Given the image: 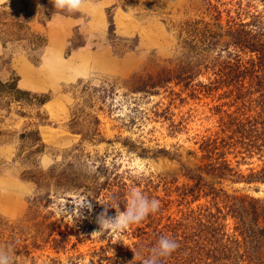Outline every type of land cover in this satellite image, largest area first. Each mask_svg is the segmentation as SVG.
Returning <instances> with one entry per match:
<instances>
[{
    "label": "rangeland",
    "instance_id": "rangeland-1",
    "mask_svg": "<svg viewBox=\"0 0 264 264\" xmlns=\"http://www.w3.org/2000/svg\"><path fill=\"white\" fill-rule=\"evenodd\" d=\"M241 10L250 14L264 11V3L92 0L82 13L63 16L51 0H0V34L9 40L6 46L0 40V81L17 78L21 90L50 97L39 110L12 103L11 114L0 113V216L21 229L22 240L27 239L23 245L32 247L40 235L39 249L32 248L31 257H23V262L20 258V264H138L142 258L137 255L135 259L134 252L148 250L140 246L141 236L148 239L144 244L148 245L155 240L156 226L162 230L183 221L192 226L193 217L203 207H213L211 198L201 195L195 200L183 195L194 184L185 177V169L209 164L203 159V140L226 139L223 124L242 103L235 102L236 93L229 96L228 89H221L209 94L199 89V84L213 81L211 72L193 83L196 92L171 84L157 90L158 94H133L126 82L134 75L156 74L166 62L181 57L180 25L213 23L218 14L223 24L238 17L249 22L248 13ZM16 20L27 28L14 26ZM115 82L113 97L102 99L94 94V88ZM86 87L89 90L84 92ZM258 96H248L244 103L249 106ZM251 108L243 119H254L261 112L256 102ZM19 110L32 118H20ZM75 114L81 120L87 114L97 115L100 136L83 141L71 129ZM26 127L39 130L46 146L29 162L22 155L30 152L29 141L19 139ZM219 152L244 178L223 181L221 187L227 195L264 200V182L249 179L264 168V151L226 147ZM68 162L80 176L103 187L99 195L64 190L52 180L47 198L37 197L40 193L30 178L50 174ZM133 189L158 199L159 211L125 231H101L98 217L104 204L111 206L108 216L115 217L116 208L125 211L117 202L128 201ZM35 196L42 199L40 203L32 202ZM113 200L116 204L111 205ZM219 206H224L221 200ZM45 219L57 227L56 235L49 239L64 241L59 252L52 243H45L50 230L39 227ZM227 225L232 234L234 219L228 218Z\"/></svg>",
    "mask_w": 264,
    "mask_h": 264
},
{
    "label": "trees",
    "instance_id": "trees-1",
    "mask_svg": "<svg viewBox=\"0 0 264 264\" xmlns=\"http://www.w3.org/2000/svg\"><path fill=\"white\" fill-rule=\"evenodd\" d=\"M262 1L264 3V0ZM241 12L248 13L249 22L238 17L230 18L226 24H223L222 16L218 14L213 23L194 21L180 25L179 36L183 39L181 57L166 62L156 74L134 75L126 82L129 93L133 94H158L157 90L171 84H174V87H182L184 91L196 92L193 83L205 72H211L213 81L209 84H199V89L206 90L209 94L228 89L229 96L236 93L237 104L242 102L235 113L226 114L228 121L223 124L225 129L223 133H227L226 139L221 142H218V138L203 140L201 145L203 159L209 160V164L205 167L194 166L185 169V177L194 184L185 188L183 195H190L195 200L201 195L211 198L213 207H203L200 213L193 217L192 226L185 224V221L172 223L162 230H158L156 226L152 235L156 236L155 240L148 245H144L148 239L141 236L140 246L148 249L138 254L142 260L150 254L159 237L164 235L175 238L180 247L170 257L162 259V264H264V200L230 197L221 187L223 181L229 178H244L225 160V154L219 152L220 148L240 147L246 152L264 151V11L256 10L252 14L247 10ZM241 12L238 13L240 17ZM60 14L67 15V13ZM18 25L27 28L20 20H16L14 26ZM0 40L3 41L4 46L9 42L1 34ZM35 45L39 46L40 42H35ZM18 82L17 78H10L6 83L0 81V113L5 111L11 114L12 103L36 107L39 110L50 101V97L45 94L21 90ZM116 86V82L105 84L94 88V94L102 95V99L111 98L114 96ZM88 90L89 88L86 87L83 91ZM255 95H259L258 99L251 100L249 106L244 103L248 96L253 99ZM253 102L260 105L261 112L254 119L251 116L243 119L246 110L251 112ZM241 112L243 113L239 116ZM16 114L20 118H32L23 110L17 111ZM36 116L43 121L40 112H37ZM74 116L71 129L80 134L83 141L94 140L100 136L101 120L97 115L87 114L86 120L84 118L81 120L76 114ZM1 117L0 114V119ZM19 139L21 143L29 141L30 144V152L22 153L25 154L23 160L26 162L31 161L46 148L39 130L28 131L26 127ZM142 153L145 155L146 152ZM59 167L61 169H53L50 174L40 173L30 178L35 181L37 192L40 193L37 197L47 198L49 193L47 188L52 180H55L56 186L64 190H83L87 195L95 197L99 195L103 187L80 176L74 169L73 163L68 162ZM249 179L264 182V168L257 174L251 175ZM37 197L35 196L32 202L40 203L42 199ZM118 197L123 198V195L120 194ZM220 200L224 204L223 208L219 206ZM122 201L117 202V205L125 210L127 200ZM114 202L113 200L111 205L116 204ZM230 217L235 221L232 234L227 225ZM154 221L152 220L151 224H155ZM44 222L39 227L50 230L45 243H52V248L59 252L64 241L57 238L49 239L56 235V223L48 222L47 219ZM37 238L32 247L23 245L22 243L27 242V239L22 240L21 229L0 216V247L14 246L15 264H20V258L22 262L23 257L30 258L32 248L39 249V245H36ZM131 258L133 259L132 256Z\"/></svg>",
    "mask_w": 264,
    "mask_h": 264
},
{
    "label": "clouds",
    "instance_id": "clouds-1",
    "mask_svg": "<svg viewBox=\"0 0 264 264\" xmlns=\"http://www.w3.org/2000/svg\"><path fill=\"white\" fill-rule=\"evenodd\" d=\"M51 3L54 5L57 13L75 14L82 13L84 7L91 4L92 0H51ZM104 205L105 208L98 217V223L101 231L108 232L125 231L133 224L142 222L148 215L156 214L160 209V201L158 199L149 198L135 189L129 193L125 211H120L116 208L117 215L115 217L108 216V208L111 206L109 204ZM88 206L91 207L90 205ZM179 247L180 244L175 238L162 235L151 248L150 254L142 260L141 264H162V259L170 257ZM134 253L136 259L138 253ZM0 264H15L13 245L0 247Z\"/></svg>",
    "mask_w": 264,
    "mask_h": 264
}]
</instances>
